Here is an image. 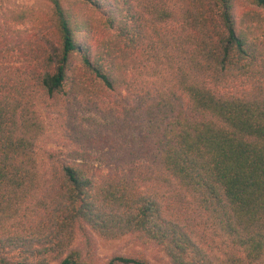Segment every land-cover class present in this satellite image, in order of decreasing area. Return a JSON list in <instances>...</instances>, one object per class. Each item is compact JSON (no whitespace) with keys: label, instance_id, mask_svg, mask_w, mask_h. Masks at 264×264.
Masks as SVG:
<instances>
[{"label":"trees","instance_id":"16d2710c","mask_svg":"<svg viewBox=\"0 0 264 264\" xmlns=\"http://www.w3.org/2000/svg\"><path fill=\"white\" fill-rule=\"evenodd\" d=\"M38 1L0 4V264H264V0ZM77 111L121 124L103 170L38 155Z\"/></svg>","mask_w":264,"mask_h":264},{"label":"rangeland","instance_id":"374dc122","mask_svg":"<svg viewBox=\"0 0 264 264\" xmlns=\"http://www.w3.org/2000/svg\"><path fill=\"white\" fill-rule=\"evenodd\" d=\"M0 4L11 10L30 8L36 15H41L44 9L38 0H0ZM0 24L3 26L1 22ZM38 27L44 31V26L39 23L38 19L14 26V28L22 29L25 35L35 33L40 36L41 30ZM116 98L120 99V97ZM77 113L82 117L61 116L56 113L41 117L47 139L39 142L38 155L44 161H49V157L54 160L68 161L71 159L70 154H74L79 162L84 163L91 170H103L106 168V164L111 162L106 158H101V154L108 153L106 156H110L109 152L112 146L109 139L114 142L121 140L114 130L121 124L119 123L120 125L117 126L109 119H104L93 113L83 111H77ZM138 134L136 130L125 129L122 134L125 138L124 143H129L131 138L138 137ZM91 238L94 242L95 254L102 262L118 255L141 256L150 264H167L165 256L160 251L152 247L135 245L130 242L127 236L105 239L91 233ZM75 240H79L78 235Z\"/></svg>","mask_w":264,"mask_h":264}]
</instances>
